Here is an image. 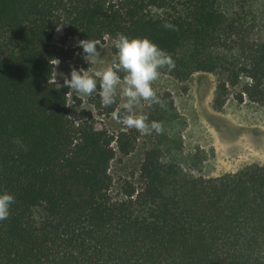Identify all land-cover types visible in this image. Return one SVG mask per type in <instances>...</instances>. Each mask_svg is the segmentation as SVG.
I'll return each mask as SVG.
<instances>
[{
  "label": "trees",
  "instance_id": "trees-1",
  "mask_svg": "<svg viewBox=\"0 0 264 264\" xmlns=\"http://www.w3.org/2000/svg\"><path fill=\"white\" fill-rule=\"evenodd\" d=\"M259 2L0 0V192L15 198L0 264H264V166L196 176L180 162L184 123L170 93L145 114L159 134L114 135L71 120L70 89L54 83L70 54L54 42L59 27L75 42L147 38L174 61L159 71L217 76L216 110L231 98L264 107ZM142 134L141 164L117 179L112 163ZM190 160L196 170L199 156Z\"/></svg>",
  "mask_w": 264,
  "mask_h": 264
},
{
  "label": "rangeland",
  "instance_id": "rangeland-1",
  "mask_svg": "<svg viewBox=\"0 0 264 264\" xmlns=\"http://www.w3.org/2000/svg\"><path fill=\"white\" fill-rule=\"evenodd\" d=\"M260 5L264 4H257V15L262 20L264 8ZM54 42L59 48L70 51L68 59L61 58L58 65H55L58 84L63 83L64 77L70 79L73 68L89 72L101 70L112 66L117 56L115 41L111 39L99 43L100 46L97 45L101 57L94 65H89L82 59V49L76 46L74 40L64 39L62 31L56 32ZM217 81L214 74L196 73L187 81L181 82L160 71L159 78L152 84L158 97L167 93L172 95L177 112L184 123V126L177 129L178 132L181 130L184 149L180 162L186 170L196 176L207 178L236 173L250 165L264 166V107L251 102L238 104L231 98L222 110H216L214 98ZM99 91L98 84L97 91L92 96L77 97L75 93L68 95L70 106L67 105V108L70 119L75 123L107 130L114 135L130 130L113 118V113L121 117L127 114L122 108L124 100L120 97L119 90L116 102L109 107L102 105ZM148 109V102H142L133 112L145 115ZM148 142V137L142 134L134 153L116 158L112 163V171L117 179L131 174L138 168ZM196 154L201 162L196 163L197 169L193 170L195 165L190 159Z\"/></svg>",
  "mask_w": 264,
  "mask_h": 264
},
{
  "label": "clouds",
  "instance_id": "clouds-1",
  "mask_svg": "<svg viewBox=\"0 0 264 264\" xmlns=\"http://www.w3.org/2000/svg\"><path fill=\"white\" fill-rule=\"evenodd\" d=\"M59 30L58 27L57 31ZM97 45L99 42L91 39L76 41V46L82 49V59L89 65L97 64L100 60L101 53ZM114 47L117 49V56L112 66L92 72L73 68L70 79L64 77L63 86L70 89L67 95L75 93L77 97L92 96L99 84L101 103L109 107L116 102L119 90V95L124 100L122 108L127 114L121 117L113 113V118L127 129H135L143 134H150L153 131L159 134L162 131L161 123L157 121L148 123L146 115L134 114L133 110L142 102H148L149 107L152 104L164 106L152 84L159 78L160 69L167 67L168 71H171L175 67L174 61L163 49L147 38L119 35ZM58 63L59 61L55 65ZM54 73L56 84L57 72L54 70ZM60 75L63 77L62 73ZM13 143L22 146L18 138H14ZM14 200L12 194L0 192V221L9 217Z\"/></svg>",
  "mask_w": 264,
  "mask_h": 264
}]
</instances>
